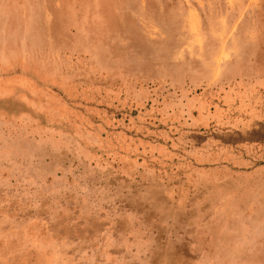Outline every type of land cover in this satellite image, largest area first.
Segmentation results:
<instances>
[{"label":"rangeland","instance_id":"obj_1","mask_svg":"<svg viewBox=\"0 0 264 264\" xmlns=\"http://www.w3.org/2000/svg\"><path fill=\"white\" fill-rule=\"evenodd\" d=\"M181 263L264 264V0H0V264Z\"/></svg>","mask_w":264,"mask_h":264},{"label":"bare ground","instance_id":"obj_2","mask_svg":"<svg viewBox=\"0 0 264 264\" xmlns=\"http://www.w3.org/2000/svg\"><path fill=\"white\" fill-rule=\"evenodd\" d=\"M167 249V248H166ZM169 250V249H168ZM169 252V251H168ZM166 253V252H165ZM168 254V253H167ZM169 256V255H168ZM165 257V256H164ZM170 257V256H169ZM168 259V258H167ZM163 260V259H162ZM163 261H165V260H163ZM167 262V261H166ZM174 262V261H173ZM189 263V262H188ZM181 264H183V263H181Z\"/></svg>","mask_w":264,"mask_h":264}]
</instances>
